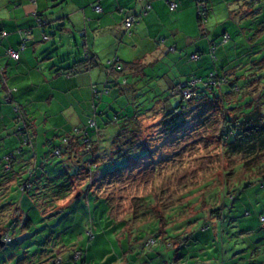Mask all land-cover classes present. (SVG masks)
Returning <instances> with one entry per match:
<instances>
[{"label":"rangeland","instance_id":"374dc122","mask_svg":"<svg viewBox=\"0 0 264 264\" xmlns=\"http://www.w3.org/2000/svg\"><path fill=\"white\" fill-rule=\"evenodd\" d=\"M50 1L53 5L58 2ZM58 7V4L51 7L49 19L56 20L57 9L68 11ZM256 18L252 16L249 21L253 35H240L242 30L237 27L238 33H231V39L217 46L216 57L206 51L203 44L196 48L192 44L183 49L180 46L176 52L165 50L164 59L144 71L145 79L144 76L133 78V74L127 73V67L123 76L108 77L107 71L113 62L120 61L124 50L118 51V58L114 57V52L98 70L92 69L93 82L86 88L92 90L87 95L82 92L83 97L79 96L75 85L70 84L78 83L79 79L88 81V77L64 74L75 62L87 60L81 47V32L67 26L64 19L60 20L64 32L59 31L58 23L53 24L56 31L47 26L38 27L42 38L44 33L47 36L43 42L47 51L40 57V69L47 72L49 79L34 83L31 91L19 94L15 91L25 88L21 85L24 77L12 79L13 100L2 89L0 80V237L2 241V228H6L11 237L10 244L0 247V264H53L56 261L58 264H174V258L175 264H264L261 221L264 218V180L251 179L254 176L248 170H238L241 160L222 157L215 138L200 127L198 118L190 121L180 142L160 152L161 157L172 155L174 161L168 158L144 160L147 163L132 165L114 176L100 177L116 166L126 165L125 159L110 161L115 155L112 141L119 126H104V123L115 120V115H129L134 107L131 103L145 105L141 109H148L154 101L166 98L168 89L179 81L180 85L194 81L197 90H201L219 78L223 83V78L253 74L259 77V87H264V33L255 35L261 30ZM212 20H216L214 14L209 21L213 24ZM25 33H19L20 44L26 43ZM211 35L213 37L214 33ZM198 38L202 42L199 34ZM219 40L215 43L219 44ZM46 58L49 61H45ZM158 84H161L160 90ZM131 87L140 90L134 93ZM220 89L228 90L224 86ZM120 91H124V95L119 96ZM6 96L9 101L4 99ZM180 98L178 94L174 103ZM148 119H141L144 137L151 133L147 129L157 120ZM91 121L96 124L89 126ZM83 136L95 137L97 150L89 143L82 147L94 151L90 165L95 168L104 165L94 174L77 172L72 195L65 201L55 202L56 209L53 205L41 214L43 194L50 200L47 194L66 187L71 181L68 176L75 179L71 176L77 159L67 160L62 154V157L56 156L55 149L63 145V152L67 146L63 139L73 141L72 138ZM82 148L75 150L80 152ZM246 174L251 177L246 178ZM91 177L95 179L92 183ZM249 180L250 185L245 186L244 182ZM29 182L32 184L24 193V185ZM203 183L209 186L200 190ZM39 191L42 194L38 195ZM212 197L218 200L215 198L212 202ZM102 199L107 201L102 202ZM146 199L154 200L153 212L147 216L141 213L140 217ZM194 199H197L196 204ZM189 201H193L192 204L188 205ZM219 201L225 206L221 220L209 218L210 224L203 227L199 219L194 227L185 228V220L197 213L202 202L209 207L219 205ZM201 208L206 209V206ZM27 215L32 224L29 229H22ZM164 224H167L165 228ZM177 231L184 237L192 236V240L172 245L170 239ZM155 259L160 262L154 263Z\"/></svg>","mask_w":264,"mask_h":264},{"label":"crops","instance_id":"0c3cea01","mask_svg":"<svg viewBox=\"0 0 264 264\" xmlns=\"http://www.w3.org/2000/svg\"><path fill=\"white\" fill-rule=\"evenodd\" d=\"M168 1L177 4L175 11H170ZM51 2L50 0H0V70L3 69L0 71V80L3 82L1 87L5 93L10 95V100L14 99V92L10 84L12 79L24 77V79L21 78V85L25 88L23 90L16 89L15 94L27 93L32 90V87L34 88V83L46 82L49 79L47 72L40 69L42 66L40 57L47 47L43 44L45 40L38 29V27L41 28L40 23L54 31L56 29L53 24L58 23L59 31L64 32L65 28H60V20L64 19L67 21V26L81 32L83 38L81 47L85 55L93 58L99 65L75 74L77 78L88 77V81L79 79L78 83L70 84L75 85L79 96L82 97V92L87 95L92 90V88L90 91L86 89L89 85L91 87L93 82L92 69L98 70L103 65V61L109 60L114 52V57L118 58L119 50H124L122 56L119 57L122 59L119 64H132L129 70L132 71L133 78L144 76L143 79H145L147 75L144 71L149 66L153 67L155 63L162 61L164 59L162 53L165 50L176 52L180 46L183 49L189 46L188 44H192L196 48L203 44L206 45V51L210 52L211 48H214L216 57L217 46L226 43L231 39L232 34L238 33L236 32L237 27L242 30L240 35H253L254 31L250 29L252 24L249 23L252 16L257 17L261 28L255 35L259 36L264 33V0H203L207 7V21L204 24L198 20L196 0H58L54 5ZM57 4L61 9H68V11L55 10L56 14H54L57 18L51 20L47 15L51 14L49 13L51 7L57 6ZM97 6L100 7V12L94 9ZM213 14L216 20H212V24L209 21ZM129 17H134L135 23L127 30L124 22ZM73 21H76L79 27H76L77 23ZM64 23L63 21L62 24ZM221 28L224 29L221 30ZM21 31L26 32L27 40L24 52L19 54L17 61H14L8 58L6 51L8 49L16 50L20 44L19 33ZM126 32L129 33L126 34ZM196 33L199 34L202 42ZM212 33H214L213 37ZM224 35H228L229 39L225 40ZM217 39H220L219 44L215 43ZM235 41L237 40L235 39ZM125 42L127 43L125 44ZM236 45L237 43H235V47ZM146 60L149 61L148 64H146ZM45 61L49 60L46 58ZM112 74L107 71V76L114 79ZM250 75L248 74V76ZM237 78H239V84L248 80L246 75H234L230 80ZM68 83L69 81H66L67 85ZM180 83L181 81L172 84L168 89L169 95L173 87ZM112 84L116 86L114 82ZM159 85L161 84L156 87L160 90ZM159 90L157 92L155 90V93H159ZM226 91L221 90V93ZM122 95L124 93L120 91L119 96ZM231 97L236 96L232 95ZM7 98L6 96L4 99L7 100ZM25 101H27L26 98ZM53 205L56 209L57 204ZM158 259H155L154 263H159Z\"/></svg>","mask_w":264,"mask_h":264},{"label":"trees","instance_id":"16d2710c","mask_svg":"<svg viewBox=\"0 0 264 264\" xmlns=\"http://www.w3.org/2000/svg\"><path fill=\"white\" fill-rule=\"evenodd\" d=\"M198 20L201 24H204L199 18ZM96 66H99L98 63L93 58L87 57V60L75 62L72 66L64 70V74H77ZM131 66L132 64L129 63L120 65L119 61H115L109 71L110 74L113 73L112 75L117 77L118 74H124L126 67L128 69L127 73H131L132 71L129 70ZM247 79L246 82L239 84V78L233 80L223 78V83L219 78L218 81L209 82L210 84L207 83L201 90H197L196 83L194 87H192L191 98L185 100L181 97L177 103H174L173 99L178 96L176 88L179 87L180 84L175 85L172 89L173 91L170 89V95L167 98L161 100L158 99L156 102L154 101L152 105H148V109H141L145 105H141L142 107H140L139 103H131L134 107L131 109L129 115H115V120H108L107 123H104V126H119L118 134H115L114 140L112 141L113 146L116 147V151L113 152L115 155L110 161L113 162L119 159H125L124 163H126V165L120 168H117L116 166L115 169L112 171L109 170L100 177L114 176L123 170L131 168L132 165L143 163L144 160L151 161L159 159L165 161V159L168 158V160L174 161L175 159H171L172 155L161 157L160 152L163 149L174 145L173 143L176 142L175 144H177L180 142V137L186 135L184 132L189 129L190 121L194 118H198L200 127L205 129L207 134H211V136L215 138L222 157H234L241 160L237 167L238 170H248V172L254 176L251 179L264 180V87H259L257 80L259 77H256L253 74L247 76ZM253 81L255 82L250 85ZM187 84L188 83H186V85ZM116 86H119V84H116ZM221 86L227 87L228 90L225 93H221ZM131 90L136 93L139 92L140 89L137 90L134 87H131ZM121 92L124 93V91ZM232 95H235L236 97H231ZM148 118L157 120L151 123L147 129L148 131L150 130L151 133L144 137V129H142L141 119H143L142 121H146ZM85 134H87L86 131ZM84 138L88 140V145H93V149L97 150V146L94 144L95 142L93 140L95 138L94 136L92 139L87 136H83L82 138L74 137L72 138L74 139L73 141H71V138H65L69 140L62 155L64 157L67 156V160L76 158L77 163L81 165L74 164L75 169L71 178L74 177L75 179L72 180L70 179V176H68L71 183L69 182L66 184V187H63L61 191H51V193L47 194L48 197H51L52 199L47 200L46 195L43 194L44 197L41 201L42 214L46 208L52 207L55 202L62 201L72 195L74 192L73 190L75 189L74 181L78 175L77 172L80 173V171L83 170L84 172L94 174L95 170H98L104 165V163H102L97 165L96 168L95 166H93V168L90 165V160H92L94 151L89 152L90 149H87L86 147L84 149L82 148L85 144L83 143L85 140ZM75 148H82V150L77 152ZM93 149L91 148V150ZM88 156L90 157L88 158ZM144 163H147V161ZM225 175L227 176L228 173H225ZM250 177L251 175L246 174V178ZM96 178L99 179V177ZM90 179H92V177ZM94 181L95 179H92L90 183ZM250 183L251 180L244 182V185L247 186L250 185ZM30 184L32 183L29 182V185H24V193L28 192L25 190H27ZM88 184L86 189L88 188ZM206 186H209V184L203 183L202 187L199 189L203 190ZM224 187H227V185L225 184ZM224 187L222 188L223 190ZM89 193L93 194V192L90 191ZM40 194H42L41 191H39L38 195ZM190 194H193V191ZM215 198L212 197V202ZM196 200L197 199L193 200L194 203ZM104 201L107 200L102 199V202ZM153 201L154 200L150 199L145 200L146 207L145 210H142L139 213L140 217L142 214L147 216L149 213L153 212V209L151 208L154 205ZM191 202L189 201L187 204L190 205L192 204ZM203 206H206V209H202L201 207ZM177 207L178 206L174 207L173 210H176ZM224 207V204L221 205L220 201L219 205L209 207L206 205V202H202L200 206L197 207V213L189 220H185V228L189 225L194 227V224H197L199 219H202L203 227L210 224L208 222L209 218L221 220L223 218L222 210ZM171 211L172 210H170L169 213H171ZM177 213H180L179 210H177ZM178 214L175 215L178 216ZM157 215L162 216L161 214H156V216ZM173 217L174 216H172V218ZM22 222V229H29L32 224V221L28 216H25ZM166 225L167 224H164L163 227H166ZM1 230L2 238L5 236L10 238L9 243L3 242L4 247L6 244L11 243V237L6 228H2ZM162 235L164 236V232H162ZM173 235L174 237L170 239L172 245L175 243L177 245L184 243L187 244L189 240H192V236H188L187 234L188 237H184L183 233H179V231Z\"/></svg>","mask_w":264,"mask_h":264},{"label":"built area","instance_id":"2783aa9c","mask_svg":"<svg viewBox=\"0 0 264 264\" xmlns=\"http://www.w3.org/2000/svg\"><path fill=\"white\" fill-rule=\"evenodd\" d=\"M196 3H197V15H198V18L202 21V22H206V18H207V13H206V5L204 4L203 0H196ZM168 5H169V9L170 11H175L177 9V4L175 2H170L168 1ZM97 12H100L101 9L100 7H95L94 8ZM135 23V19L134 17H129L125 20L124 22V26L127 30H129L132 25ZM45 24H42L40 23V26H44ZM44 40L47 39V36H44L43 37ZM224 39L225 40H228L229 39V36L228 35H224ZM19 50L16 51V50H7L6 51V55L11 59V60H14V61H17L18 60V57H19V54L20 52H22L25 48V41H23L20 46H19ZM214 53V48H211L210 50V54H213ZM197 57L196 56H192V59L195 60ZM196 84V82H189L187 85H180L179 87L176 88V92L181 95V97H183L185 100H189L192 96V87H194V85ZM95 125V122L94 121H91L89 123V126H94ZM79 133V132H77ZM86 135V134H85ZM85 139V138H84ZM27 141V140H25ZM87 139L84 140V143H87ZM63 144H67V139H63ZM63 145H61V147H58L55 149L54 151V155L56 156H61L62 154V148ZM262 221V224L264 225V218L261 219ZM2 241L4 243H9L10 242V238L8 236H5L2 238ZM80 253H77V256H79ZM53 264H58V262H54Z\"/></svg>","mask_w":264,"mask_h":264},{"label":"water","instance_id":"95a60500","mask_svg":"<svg viewBox=\"0 0 264 264\" xmlns=\"http://www.w3.org/2000/svg\"><path fill=\"white\" fill-rule=\"evenodd\" d=\"M79 196V195H77ZM4 243L1 241V237H0V247H3Z\"/></svg>","mask_w":264,"mask_h":264}]
</instances>
